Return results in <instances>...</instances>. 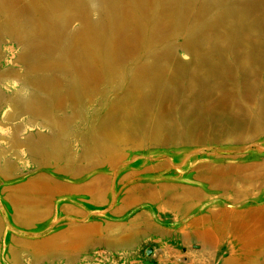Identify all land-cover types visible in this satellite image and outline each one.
I'll list each match as a JSON object with an SVG mask.
<instances>
[{
    "label": "rangeland",
    "instance_id": "obj_1",
    "mask_svg": "<svg viewBox=\"0 0 264 264\" xmlns=\"http://www.w3.org/2000/svg\"><path fill=\"white\" fill-rule=\"evenodd\" d=\"M0 264H264V0H0Z\"/></svg>",
    "mask_w": 264,
    "mask_h": 264
},
{
    "label": "water",
    "instance_id": "obj_2",
    "mask_svg": "<svg viewBox=\"0 0 264 264\" xmlns=\"http://www.w3.org/2000/svg\"><path fill=\"white\" fill-rule=\"evenodd\" d=\"M154 253V249L152 247H146V249L144 250V255L146 257H150L151 255H153Z\"/></svg>",
    "mask_w": 264,
    "mask_h": 264
}]
</instances>
